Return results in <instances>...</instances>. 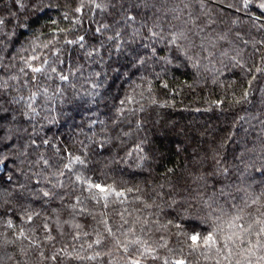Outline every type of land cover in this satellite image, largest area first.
Wrapping results in <instances>:
<instances>
[{
  "label": "trees",
  "instance_id": "obj_1",
  "mask_svg": "<svg viewBox=\"0 0 264 264\" xmlns=\"http://www.w3.org/2000/svg\"><path fill=\"white\" fill-rule=\"evenodd\" d=\"M259 3L0 0V264H264Z\"/></svg>",
  "mask_w": 264,
  "mask_h": 264
},
{
  "label": "snow or ice",
  "instance_id": "obj_2",
  "mask_svg": "<svg viewBox=\"0 0 264 264\" xmlns=\"http://www.w3.org/2000/svg\"><path fill=\"white\" fill-rule=\"evenodd\" d=\"M242 2H243L244 7L247 8L253 2V0H242ZM257 6L261 10H264V0H260V3ZM2 23H3V21L0 20V24H2ZM81 39H83V38L81 37ZM34 71L39 72L40 69L37 68V69H34ZM62 79H66V77H62ZM45 195H47V193H45ZM236 219H240V217H236ZM260 233L261 234H264V228H261L260 229ZM189 239L192 241V243L194 245H197V246H199L200 243H203V244L208 245L210 247L212 245H215L216 244V240L213 238V235L212 234H209V235H207V236H205L203 238L199 237V235H191L189 237ZM228 239L230 240L231 237H228ZM257 243H259V241H257ZM224 247L227 248V243L224 244ZM230 251L231 250H229V252ZM136 264H138V262H136ZM175 264H185V261H183V260H177V261H175Z\"/></svg>",
  "mask_w": 264,
  "mask_h": 264
}]
</instances>
